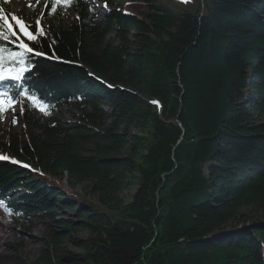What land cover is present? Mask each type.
<instances>
[{
  "label": "trees",
  "instance_id": "trees-1",
  "mask_svg": "<svg viewBox=\"0 0 264 264\" xmlns=\"http://www.w3.org/2000/svg\"><path fill=\"white\" fill-rule=\"evenodd\" d=\"M37 4L7 90L32 131L0 150L7 211L60 228L34 264H264V0Z\"/></svg>",
  "mask_w": 264,
  "mask_h": 264
},
{
  "label": "rangeland",
  "instance_id": "rangeland-1",
  "mask_svg": "<svg viewBox=\"0 0 264 264\" xmlns=\"http://www.w3.org/2000/svg\"><path fill=\"white\" fill-rule=\"evenodd\" d=\"M38 1L10 0L8 3L0 1V12L3 13L7 9L11 17L16 16L26 25H32L36 21L49 25L51 14L45 12L44 7H38ZM95 5L98 11L102 12V5L100 3ZM20 37L28 40L23 33ZM34 116L44 121L53 117L61 123H70L77 119L79 113L69 109L46 115L36 108ZM31 131V127L24 119L21 104L17 101L9 104L5 98L0 107V150H7L6 145L11 139L24 142ZM65 190L68 191L66 187ZM4 206L6 204L0 202V264H34L44 246L43 239L52 232H60L59 226L49 222L45 216L31 221L16 218L8 213ZM56 218L59 221L67 217L57 214Z\"/></svg>",
  "mask_w": 264,
  "mask_h": 264
},
{
  "label": "snow or ice",
  "instance_id": "snow-or-ice-1",
  "mask_svg": "<svg viewBox=\"0 0 264 264\" xmlns=\"http://www.w3.org/2000/svg\"><path fill=\"white\" fill-rule=\"evenodd\" d=\"M182 2L186 3L188 0H182ZM71 3L72 0H53L52 11L55 12L57 10L55 5H71ZM0 21H2V24H0V82L5 80L20 81L25 73L30 72L35 67L30 62L31 56H40L43 53L21 41L15 29L18 27L30 42L37 40L35 33L39 32L41 36L45 34L39 24L36 27L25 25L16 16H12L11 19L6 16H0ZM21 95L27 100L36 103L38 110L44 114H50L47 111V106H41L38 98L33 97L28 89L21 90ZM5 98H7L9 104L15 103L14 97L6 91L0 93V107H2ZM4 158L0 156V159Z\"/></svg>",
  "mask_w": 264,
  "mask_h": 264
}]
</instances>
